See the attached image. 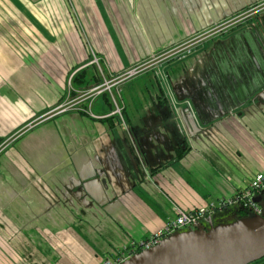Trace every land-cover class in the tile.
I'll use <instances>...</instances> for the list:
<instances>
[{
  "label": "crops",
  "instance_id": "0c3cea01",
  "mask_svg": "<svg viewBox=\"0 0 264 264\" xmlns=\"http://www.w3.org/2000/svg\"><path fill=\"white\" fill-rule=\"evenodd\" d=\"M148 4L166 14L168 33L153 35L163 46L130 49L124 38L134 35L135 7L147 14ZM262 10L264 0H0V140L7 142L0 151V264H101L162 230L173 205L191 211L231 200L264 175ZM234 19L240 22L220 34L227 42L220 61L191 63L187 54L216 37L201 35ZM84 21L97 48L98 40L109 44L104 58L92 47L87 53ZM187 40L198 44L177 49ZM92 54L112 75L148 58L142 74L180 60L167 73L171 95H136L123 105L131 141L109 117L107 96L88 110L78 101L56 113L71 76L85 67L91 75ZM198 66L200 76L191 72ZM167 109L172 131L164 125ZM177 147L185 150L179 158ZM252 198L264 200V186Z\"/></svg>",
  "mask_w": 264,
  "mask_h": 264
},
{
  "label": "rangeland",
  "instance_id": "374dc122",
  "mask_svg": "<svg viewBox=\"0 0 264 264\" xmlns=\"http://www.w3.org/2000/svg\"><path fill=\"white\" fill-rule=\"evenodd\" d=\"M148 5L143 6V11H144V9L145 10L147 9V14H144V12H143V14L141 12H139L138 5H136V7H135L136 13L133 14L134 19L132 21V30H131L134 33V35L132 37H125L126 39L124 38L125 42L126 43L128 42L127 45L129 44L130 49H158V48H161L163 46V43L161 45L155 44L156 42H158V37L157 38H155V37L158 35L159 38H161L162 36H164L165 32L168 33L166 25H163L164 24V17L167 18L166 14H164L162 8H160V7L157 8V7H154L153 5H149V6ZM128 6H129V8L133 7V6H130V4ZM185 6H186L185 4L181 5V7H185ZM97 8L99 10V13L101 14V19H102L104 27L108 33L110 45L115 48L114 50L118 53L122 62L126 65L127 56H126L125 50L121 49V47H120L119 39L117 38V33H115V31H114V27L110 23L109 18H107L104 15V13L102 12L100 5H97ZM177 9H178V5H175L174 11L175 10L177 11ZM184 9H186V8H184ZM263 11L264 10L261 11L259 19L261 21L260 22V26H261L260 35H262L264 37V12ZM146 17H148V23L145 22V19H147ZM142 19H143L142 25L145 29L140 26V22ZM243 19H241V20H243ZM239 22L240 21L238 20L237 23L232 24V25H229L226 23L225 24L226 27H224V24L220 25L219 23H217L215 28H213V30H212V31H214V30H217V31L211 35V36H216V37L210 39L208 42L201 43L199 45L198 49L194 48V50L190 53V55L187 54V57H189V56L192 57L191 63H193V64L199 63L200 64V63H204V62H208V61H215V60L220 61V57H221L220 52L221 51L219 52V49L227 48L226 47L227 42L225 40L224 41L222 40L223 36H221L220 34L222 33L223 30L228 31L229 29H232ZM165 23H167V26H168V23H169L168 20L165 21ZM89 25L91 26V23H86L84 21V27H85V32H86L87 53L90 50L89 47L90 48L92 47L93 50L97 54H101V56L104 58L105 56H107V54H109L110 46L107 43V41H105V40L99 41L98 40V41H96L98 48H99L98 49L96 47V44H93L91 42L92 41V38H91L92 35L89 31V28H90ZM118 25H119V23H118ZM97 27H99V26H97ZM122 32L126 36V33L128 31H126V28H122ZM208 34H209V32H207L205 34L203 33L201 35V37L206 36ZM97 35H98V32L94 31V36H97ZM217 35H219V36H217ZM89 36H91V37H89ZM211 36L209 35V38ZM201 37H199V39ZM214 39H218V40L214 41ZM204 41H206V40H204ZM192 42H193L192 40L191 41L187 40L184 43H182L181 45H178L177 49H189V48L193 47V45L198 44V43L194 44ZM209 42H211V43H209ZM123 44H125V43L123 42ZM185 46H187V48H185ZM222 46L224 48H222ZM258 46H259V44H258ZM261 47L264 49V41H263V43H261ZM103 48H107V49H103ZM203 49H208V50L204 51ZM212 49H218L217 53H215ZM103 52L105 53V55ZM154 57H155V55L152 58H154ZM152 58L150 59L151 61H152ZM147 60H144L145 62L143 61L141 63V65H143L145 67L144 69H141V71H144V70L151 67V65H150L147 68V66H148L146 63ZM170 60L167 62L173 61V60H171V61ZM179 61L180 60H175L173 62H179ZM173 62L171 64H168V65L166 64L165 68L163 67V70H161L160 72H158L157 70H154V71H150L149 74H146V73L142 74L140 72L141 74L138 73L135 76L133 75V77L126 80L125 83L123 85H121L122 90L119 89L120 85L114 86L111 89V91H113V93L115 95V100H116L117 104L122 107L125 103H127L129 101L130 97L136 96V95H141V94H149L151 96H154L155 94L160 95V96L162 94H166V95L170 94L171 95L172 91H173V80H172L173 76L171 75L169 78H167V73L173 74V70L170 69V67L173 66ZM89 70L93 71V68L90 67ZM126 70H128V69H126ZM191 72H192V74H194L196 76L202 75L200 66H198V69L191 70ZM108 83L113 85V82H108ZM101 85L93 87L92 89H88L85 91H77V93L75 92L76 96H74V97H72V95H71L72 92H74L73 86L70 85L68 87V91H67V94L65 97L66 98L65 103H64V105L60 106L56 110V113H63V112H66L71 107H76L78 101L80 102V104H79L80 106L83 103H85L86 101H92L93 100V102H94V99L98 95L101 94L100 93L102 90L100 88ZM99 89H101V90H99ZM97 90H99V91H97ZM115 91L117 92V94H115ZM185 91H186V93H188L189 86H186ZM98 92H99V94H98ZM163 105L165 106V104H163ZM156 106H157V104H156ZM87 110H88V108H87ZM88 112H91V110H89ZM165 114L167 115V118L164 120V122H165L164 125L167 129H170L172 131L174 129L173 128L174 123H173V118L171 116V112L169 111V113H165ZM123 117H124V114H123ZM124 120H125V118H124ZM114 122L117 126L121 125L120 126L121 130L127 135L126 139L131 141V136H129V134H133V132L130 130H129V132L126 131L125 123L119 124L117 121V117H114ZM175 135L177 136V139L180 138V131H179L177 126H176V134ZM6 143L7 142L0 144V151L3 149L4 146L7 145ZM140 167L142 169L141 165H140ZM143 173H144V171H143ZM252 194L255 195V192H253ZM253 197H255V196H253ZM251 199H253V198L251 197ZM224 200L227 201L228 199H220L217 201H213V203H216V204L219 201L220 202L218 204L217 210H214L212 213H210L208 215L211 219V225H209V228L210 227L216 228V227H220V226L231 225V224H234L235 222H237L239 219H250L256 215L253 211H251L249 209H245L244 205L242 203H236L235 202V203H231V204H227V205L223 206L222 203H224ZM255 202H256L255 206L257 207V209H259L261 215L264 216V200L255 201ZM242 209H244V211ZM183 232H185V230L181 229L180 233H183Z\"/></svg>",
  "mask_w": 264,
  "mask_h": 264
},
{
  "label": "water",
  "instance_id": "95a60500",
  "mask_svg": "<svg viewBox=\"0 0 264 264\" xmlns=\"http://www.w3.org/2000/svg\"><path fill=\"white\" fill-rule=\"evenodd\" d=\"M254 202V199H252ZM211 219L164 237L120 264H250L264 258V216L209 228Z\"/></svg>",
  "mask_w": 264,
  "mask_h": 264
},
{
  "label": "built area",
  "instance_id": "2783aa9c",
  "mask_svg": "<svg viewBox=\"0 0 264 264\" xmlns=\"http://www.w3.org/2000/svg\"><path fill=\"white\" fill-rule=\"evenodd\" d=\"M237 22H238V19H234L230 22H227V24L232 25V24H235ZM225 24L226 23H224V27H226ZM216 31L217 30L209 31L208 37H209V35L211 36L212 34H214ZM92 55H93V62L92 63L94 65H96V67H97V69H98V71H99V73L103 79L102 85L100 86V88L102 90L99 89V90H101L100 93L107 92L109 94L110 100H111L112 105H113V111L111 112V114L109 116L117 117V120H119V122L121 124H124L123 106L121 107L120 105L117 104V102L115 100V95H114L113 91H111V89L114 86L123 84L126 80L133 77V75L135 76L136 74L142 72L141 69H144L145 67L143 65L135 66V67H132L128 70H124L119 75L114 76L106 68H105L106 73H104L103 69L100 66V62H101L100 59L98 57H96L94 54H92ZM153 59L154 58H152V60ZM108 82H113V85L109 84ZM99 90H97V91H99ZM98 94H99V92H98ZM115 94H117L116 91H115ZM263 186H264V175L263 174H257V175H255L253 180H251V182L248 185V188L245 191L239 193L235 198H233L231 200H227V201L224 200V203H222V204L227 205V204H231V203H235V202L236 203H242L244 205V208L253 211L255 214H260L259 209H257V207L255 206V202L252 201L251 197H252L253 192L260 191L263 188ZM219 202L217 204L216 203H209V204L201 205L200 207H197L196 209L191 210V211H186L177 205H173L172 210L174 212V217L172 219H169V221L167 223H165L164 228L162 230L157 231L149 239H147L146 241H143L141 244L139 243V246L141 247L140 249L146 250V249H149V248L157 245L158 242L160 241V239H162L166 235L172 233L173 231L180 230L183 228L194 227V226L200 224V221L203 218H205L206 215H208L209 213H212L215 208H218ZM134 246H133V250H135L137 248L136 246L135 247ZM132 255L133 254H131V253H128V254H122L121 253V255L120 254L117 255L114 259L106 260V261L102 262L101 264H120Z\"/></svg>",
  "mask_w": 264,
  "mask_h": 264
},
{
  "label": "trees",
  "instance_id": "16d2710c",
  "mask_svg": "<svg viewBox=\"0 0 264 264\" xmlns=\"http://www.w3.org/2000/svg\"><path fill=\"white\" fill-rule=\"evenodd\" d=\"M100 66L103 69L104 73H106V69H105L104 65L102 64V62H100ZM91 67L93 68V71H91V73H90L91 75L89 77L86 74L87 73V70H86L87 67L80 69L79 71L75 72L71 76L70 85L73 86V90H74V92H72V94H71L72 97L76 96V93L79 90L85 91V90L92 89L93 87H96V86H99L102 84L103 79H102L96 65L92 64ZM116 75H118V74H114V76H116ZM119 89H120V87H119ZM100 95H102L103 97L107 96L108 99H110L109 94L107 92H103ZM92 102H93V100L92 101H86V103H83L81 105V108H84V109L89 108V105L92 104ZM112 111H113V108H112V110H109L110 113ZM109 117L112 118L113 116H109ZM109 117H107V118H109ZM1 143L2 142L0 140V144ZM184 151H185L184 149L177 147L175 149L176 158H179V156H181ZM225 205H223V206H225ZM214 210H217V208H215ZM242 210L244 211V209H242ZM207 216L208 215H206L205 217H207ZM136 247L137 248L135 250H133V246H128V247L124 248V250L122 251V254H128V253L135 254V253L139 252L141 250L140 249L141 247L139 245H137ZM120 255H121V253H120Z\"/></svg>",
  "mask_w": 264,
  "mask_h": 264
},
{
  "label": "flooded vegetation",
  "instance_id": "af4514ba",
  "mask_svg": "<svg viewBox=\"0 0 264 264\" xmlns=\"http://www.w3.org/2000/svg\"><path fill=\"white\" fill-rule=\"evenodd\" d=\"M244 18H246V17H244ZM250 264H264V258H262V259H260L258 261L252 262Z\"/></svg>",
  "mask_w": 264,
  "mask_h": 264
},
{
  "label": "bare ground",
  "instance_id": "6f19581e",
  "mask_svg": "<svg viewBox=\"0 0 264 264\" xmlns=\"http://www.w3.org/2000/svg\"><path fill=\"white\" fill-rule=\"evenodd\" d=\"M176 231H177V230H176ZM173 232H175V231H173ZM173 232H172V233H173ZM170 234H171V233H170ZM168 235H169V234H168ZM166 236H167V235H166ZM163 238H164V237H163ZM163 238H162V239H163ZM160 240H161V239H160ZM158 243H159V242H158Z\"/></svg>",
  "mask_w": 264,
  "mask_h": 264
}]
</instances>
